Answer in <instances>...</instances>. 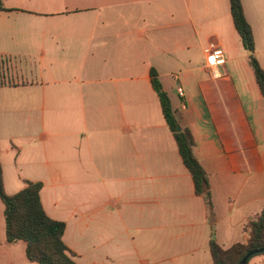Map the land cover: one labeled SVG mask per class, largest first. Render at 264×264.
<instances>
[{
    "label": "crops",
    "instance_id": "obj_1",
    "mask_svg": "<svg viewBox=\"0 0 264 264\" xmlns=\"http://www.w3.org/2000/svg\"><path fill=\"white\" fill-rule=\"evenodd\" d=\"M3 1L5 188L43 184L44 209L66 223L77 264H213L212 240L248 242L246 225L264 209V97L230 0ZM241 1L264 69V0ZM207 48L224 52L218 77ZM152 70L193 135L211 207L196 194ZM26 249L7 242L0 198V264H37Z\"/></svg>",
    "mask_w": 264,
    "mask_h": 264
},
{
    "label": "trees",
    "instance_id": "obj_2",
    "mask_svg": "<svg viewBox=\"0 0 264 264\" xmlns=\"http://www.w3.org/2000/svg\"><path fill=\"white\" fill-rule=\"evenodd\" d=\"M230 5L235 28L245 49L251 52L250 64L264 97V69L256 57L253 29L245 16L242 1L230 0ZM0 11H7L3 0H0ZM151 77L165 120L177 142L179 154L192 176L196 194L205 197L211 207L210 183L204 168L195 157L193 135L190 130L181 128L169 95L155 70H152ZM25 184V188L20 192L14 195L7 193L0 150V198L5 205L7 242L9 244L25 242L27 258L37 264H77L75 254L64 241L66 223L51 218L44 209L41 200L43 184L31 181H26ZM245 230L249 236L246 244L238 243L224 249L215 240L211 241L213 264H240L249 252L264 249V209L254 216Z\"/></svg>",
    "mask_w": 264,
    "mask_h": 264
},
{
    "label": "built area",
    "instance_id": "obj_3",
    "mask_svg": "<svg viewBox=\"0 0 264 264\" xmlns=\"http://www.w3.org/2000/svg\"><path fill=\"white\" fill-rule=\"evenodd\" d=\"M206 54V65L212 70V74L218 77L216 69L224 63V52L218 48H207ZM178 79V77H176ZM178 93L181 97L185 96L183 88L178 89Z\"/></svg>",
    "mask_w": 264,
    "mask_h": 264
},
{
    "label": "water",
    "instance_id": "obj_4",
    "mask_svg": "<svg viewBox=\"0 0 264 264\" xmlns=\"http://www.w3.org/2000/svg\"><path fill=\"white\" fill-rule=\"evenodd\" d=\"M249 54H251L250 51H249ZM262 253H264V249L251 251L243 258L240 264H248L251 257L258 255V254H262Z\"/></svg>",
    "mask_w": 264,
    "mask_h": 264
},
{
    "label": "rangeland",
    "instance_id": "obj_5",
    "mask_svg": "<svg viewBox=\"0 0 264 264\" xmlns=\"http://www.w3.org/2000/svg\"><path fill=\"white\" fill-rule=\"evenodd\" d=\"M246 53H247V54H249V51H248V50H246ZM249 55H250V54H249ZM175 114H176V112H175ZM176 117H177V116H176ZM261 256H264V255H261Z\"/></svg>",
    "mask_w": 264,
    "mask_h": 264
}]
</instances>
